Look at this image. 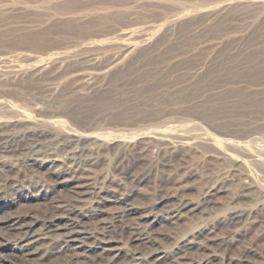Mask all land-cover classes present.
I'll list each match as a JSON object with an SVG mask.
<instances>
[{
	"label": "rangeland",
	"instance_id": "374dc122",
	"mask_svg": "<svg viewBox=\"0 0 264 264\" xmlns=\"http://www.w3.org/2000/svg\"><path fill=\"white\" fill-rule=\"evenodd\" d=\"M0 137V264H264V0H0Z\"/></svg>",
	"mask_w": 264,
	"mask_h": 264
},
{
	"label": "bare ground",
	"instance_id": "6f19581e",
	"mask_svg": "<svg viewBox=\"0 0 264 264\" xmlns=\"http://www.w3.org/2000/svg\"><path fill=\"white\" fill-rule=\"evenodd\" d=\"M23 136L24 137H26L25 136V134L24 135H22L20 138L22 139L23 138ZM29 136V135H28ZM5 141H4V144L1 146V148H3V149H7V148H9L10 147V144L11 143H14V142H17L19 139H17V136L15 135V136H13L12 137V135L11 136H7V137H5ZM1 140H3V137H0V141ZM34 140V139H33ZM40 145V144H39ZM39 148V147H38ZM68 150V149H67ZM22 152V151H21ZM23 154V153H22ZM23 163V162H22ZM33 173V172H32ZM86 174V173H85ZM129 175V174H128ZM71 176V175H70ZM94 187H95V183H94V181H93V179H91V178H87V181L86 182H82L80 185H78V186H76V190H75V192H74V195L72 196V198L69 200V206H72V207H75V206H77V205H80V204H84L85 202H86V200H87V198L90 196V192L94 189ZM92 193H94V191H92ZM97 199V198H96ZM61 201V200H60ZM179 201V200H178ZM157 204V203H156ZM60 206H62L61 204H60ZM187 206V204L185 203V202H182V203H180L179 204V209L178 210H181V209H183L184 207H186ZM102 208V207H101ZM182 212V211H181ZM235 212V211H234ZM31 216V215H30ZM79 216V215H78ZM69 219V218H68ZM34 220V219H33ZM3 221V220H2ZM28 221V220H27ZM32 222V221H31ZM29 223V222H28ZM36 223V222H35ZM129 223V222H128ZM146 223V222H145ZM5 224V223H4ZM108 224V223H107ZM237 224V223H236ZM9 226H12L13 227V229L14 230H18V229H20V230H24V232H20V234L19 235H21V233H23V235H27V234H29V228H25V227H27L28 226V224L26 223V222H24L23 221V219L20 217V216H16L14 219H12L11 221H10V223L8 224ZM62 225V224H61ZM56 226V225H55ZM130 226V225H129ZM52 227V226H51ZM72 227H74V224L72 225ZM31 228V227H30ZM75 228H77V227H75ZM72 229V230H70V231H68V232H66L65 233V241H66V245L68 246V245H70V243H76L78 240H79V237H78V233H79V229L77 228V229ZM4 229V228H3ZM26 229V230H25ZM28 229V230H27ZM34 229V228H33ZM132 229H134V227H132ZM130 230V229H129ZM94 231H96V232H98L97 234H102L103 236H107V235H110L111 237L113 236L112 235V232L109 230V226H107L106 224H102V223H99V224H97L96 226H95V228H94ZM135 232V231H134ZM132 233V232H131ZM48 234V233H47ZM62 234V233H61ZM130 234V233H129ZM5 235H7L6 233H5ZM18 235V236H19ZM64 235V234H63ZM119 236V235H118ZM212 236V235H211ZM20 237V236H19ZM37 237V236H36ZM39 238V237H38ZM33 239V238H32ZM33 241H35V240H31V241H29V242H27V243H24L23 244V248L22 249H24V251H23V255L25 256V257H27L28 258V256L29 255H31L32 254V251L31 250H29L28 248H25V247H27V245H30L31 243H33ZM25 242V241H24ZM5 244V243H4ZM76 245V244H75ZM144 245V244H143ZM83 246V245H82ZM116 246V245H115ZM38 247V246H37ZM108 247V246H107ZM3 249V248H2ZM38 249H40V248H38ZM110 250H111V248H109ZM106 250H108V249H104V251H106ZM136 250V249H135ZM97 251H99V250H97ZM34 252V251H33ZM114 252V251H113ZM66 253H68V252H65V254ZM82 253V252H81ZM86 253V252H85ZM100 253V252H99ZM44 254V253H43ZM101 254V253H100ZM37 257V256H36ZM68 257V256H67ZM177 257H179V256H177ZM176 257V258H177ZM69 258H70V255H69ZM103 258V257H102ZM73 259H71V261H72ZM84 260V259H83ZM99 260V259H98ZM37 262H39V260L37 261ZM41 262V261H40ZM94 263V262H93ZM101 263V262H100ZM41 264V263H40ZM69 264H72L71 262L69 263ZM178 264H194V263H192V261L190 260V259H188V257L187 258H185V257H183V258H180L179 260H178Z\"/></svg>",
	"mask_w": 264,
	"mask_h": 264
}]
</instances>
